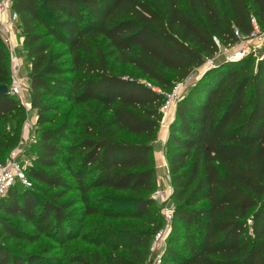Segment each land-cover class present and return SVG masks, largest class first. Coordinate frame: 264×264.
Wrapping results in <instances>:
<instances>
[{"label": "trees", "instance_id": "trees-1", "mask_svg": "<svg viewBox=\"0 0 264 264\" xmlns=\"http://www.w3.org/2000/svg\"><path fill=\"white\" fill-rule=\"evenodd\" d=\"M12 6L36 129L31 185L0 197V264H145L164 220L151 155L162 92L214 56L217 40L248 34L251 15L264 23V0ZM11 79L0 36V84ZM25 112L17 96L0 94V162L19 142ZM164 154L173 215L158 264H264V51L222 62L189 87ZM42 238L49 244L34 253L6 243Z\"/></svg>", "mask_w": 264, "mask_h": 264}, {"label": "built area", "instance_id": "built-area-1", "mask_svg": "<svg viewBox=\"0 0 264 264\" xmlns=\"http://www.w3.org/2000/svg\"><path fill=\"white\" fill-rule=\"evenodd\" d=\"M249 22L251 29L248 34L243 35L238 31H235L237 39L241 41V47L233 52L231 60H238L249 55L250 50L255 48L256 44L252 41H258L259 44L261 43L264 45V29L260 27L257 19L253 15H251ZM18 24L19 14L13 9L12 0H0V36L9 51L11 61L12 79L11 84L8 86V92L9 94L15 96L28 93L27 75L25 77H20L21 68L23 66L21 63V54L24 50L22 47L23 38L20 36ZM203 64L206 65V69L216 67L215 56L206 58L205 61L197 67V69H199ZM194 76L195 73L191 72L182 80L177 81L170 90L165 92H162L158 87H153V90L164 94V102L161 106L162 115L170 107L176 106L188 87L192 85ZM19 154L18 149H13L10 153V157L5 162H0V197L4 196L16 183H20L23 186L31 185L30 180L26 176L24 166L17 158ZM168 188L171 189V186L169 185ZM162 213L164 217L163 227L154 233L149 247V256L154 250H159L162 247L154 264L160 263V255L170 229V223L173 215V204L168 208H165Z\"/></svg>", "mask_w": 264, "mask_h": 264}, {"label": "rangeland", "instance_id": "rangeland-1", "mask_svg": "<svg viewBox=\"0 0 264 264\" xmlns=\"http://www.w3.org/2000/svg\"><path fill=\"white\" fill-rule=\"evenodd\" d=\"M257 21H258L260 27H262L264 29V23L259 22L258 19H257ZM252 42L256 43V44H255V48L250 50L249 55H253L254 57L258 58L262 54V52L264 51V45L261 43L259 44L258 41H252ZM217 44H218V52L216 54H214L215 62H216L217 66L222 62L234 61V60H231L232 59L231 55L233 54V52L235 50H237L241 47V41H239V39H237V41L235 43H233L231 45H227V46L220 44V42L218 40H217ZM22 54H21V59H22L21 63L23 66L21 68V76L20 77H25L28 73V67H27V63L24 61ZM9 59H10V54H9ZM205 66L206 65L203 64L199 69H197V67H196L195 70L192 71L195 73L192 85L206 71L212 69V68L206 69L207 67H205ZM10 68H11V61H10ZM136 76L140 80L146 81L145 78H143L139 73H137ZM192 85H190V86H192ZM188 89H189V87H188ZM186 91H185V93H186ZM27 95H28V93H25L22 95H16L19 98L20 102L24 105L26 112H25L24 120L22 122L20 140H19L18 144L13 148V149H18L20 154H19V156H17V158L21 161V164L24 166L25 169H26V166L32 162V154H31V152L28 151V147L35 140V131L34 130L36 129V124H35L36 111L33 110L32 108H30V109L26 108V106H25V104L28 102ZM176 106H177V104H176ZM176 106L170 107L165 113H163L162 121L160 123V127L158 128L156 138L154 141V145H153L154 148H155V142L158 141L157 143L159 144V142L164 141V139L166 138L167 132H169L170 124L172 123V121L174 120V117H175ZM69 111H70V104L66 103L65 105L62 106L61 114L58 118V122L65 120L69 115ZM166 126H168V128H165ZM164 144H165V142H164ZM12 150H10V152L7 155V157L5 158L4 162L10 157V153L12 152ZM155 154H156V158H155ZM155 154H154V151H152L151 155L154 159V164H155V168H156V181H157V183H156L157 188L154 191V195L156 197L157 204L159 205L160 209L163 212V210H165V208H168L170 206V203L173 204L171 197L168 196V194H166L168 192V189H169L167 186H169L170 184L167 185L168 170L166 167L167 162H166V157L164 154V145H163V150H157V152ZM40 189H41V191L44 192L48 188H46L45 186H40ZM169 197H170V200H169ZM163 221L164 220H162V222ZM89 222L93 223L95 226L107 224V222H104L101 224L99 221V218H97V217L90 218ZM122 222L128 223L129 225H132V226H141V223L138 222L137 220L123 219ZM162 227H163V223H162L160 228H162ZM160 228H158V230ZM6 243L8 245L16 247L17 249L20 248L24 252L34 253V252H39L44 246L48 245L49 240L42 238L39 242L32 244V245H29V246H24V245H26L25 243L18 242V241H7ZM72 244H75V242H73ZM78 246H79V248L82 247L83 249H88V248L93 249V247L88 246L87 244H83V243H78ZM161 248L159 250H154L150 256L148 255V258H147L148 261H147V263L145 262V264H154V262L157 259V256L160 254ZM149 252H150V250H149Z\"/></svg>", "mask_w": 264, "mask_h": 264}, {"label": "crops", "instance_id": "crops-1", "mask_svg": "<svg viewBox=\"0 0 264 264\" xmlns=\"http://www.w3.org/2000/svg\"><path fill=\"white\" fill-rule=\"evenodd\" d=\"M27 97H28V102L25 104V106H26V108L30 109L31 106H30V103H29V94L27 95ZM165 128H168V126H166ZM167 136H168V132H167L166 138H167ZM166 138L164 139V141L159 142V144L157 143L158 141L155 142V148L153 147L154 154L157 152V150H163V145H164V142L166 141ZM155 158H156V154H155ZM169 184H170V176H169V173H168L167 185H169ZM166 194H168V196H170L171 189H168V192ZM169 200H170V197H169ZM170 205H172V203H170Z\"/></svg>", "mask_w": 264, "mask_h": 264}, {"label": "water", "instance_id": "water-1", "mask_svg": "<svg viewBox=\"0 0 264 264\" xmlns=\"http://www.w3.org/2000/svg\"><path fill=\"white\" fill-rule=\"evenodd\" d=\"M8 92V86L6 84H0V94H6Z\"/></svg>", "mask_w": 264, "mask_h": 264}]
</instances>
